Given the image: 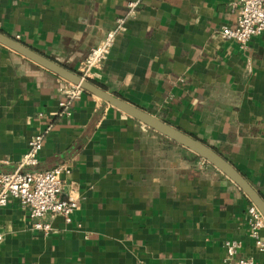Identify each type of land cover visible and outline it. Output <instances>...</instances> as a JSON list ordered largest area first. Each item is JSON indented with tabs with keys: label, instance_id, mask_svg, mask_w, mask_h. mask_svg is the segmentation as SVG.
Segmentation results:
<instances>
[{
	"label": "crops",
	"instance_id": "obj_1",
	"mask_svg": "<svg viewBox=\"0 0 264 264\" xmlns=\"http://www.w3.org/2000/svg\"><path fill=\"white\" fill-rule=\"evenodd\" d=\"M131 0H0V34L69 72L115 28ZM237 0H142L89 81L200 141L264 201V30L244 49L222 40ZM64 79L0 44V173L52 124L35 167L64 166L66 223L15 199L0 210V264H264L242 192L186 148L84 92L59 116ZM264 242V228L258 232Z\"/></svg>",
	"mask_w": 264,
	"mask_h": 264
},
{
	"label": "built area",
	"instance_id": "obj_2",
	"mask_svg": "<svg viewBox=\"0 0 264 264\" xmlns=\"http://www.w3.org/2000/svg\"><path fill=\"white\" fill-rule=\"evenodd\" d=\"M142 0H131L127 4L125 14L116 19L115 28L108 31L101 43L92 48L86 58L79 64L78 76L90 80L94 72L108 58L114 46L115 37L126 29V21L138 10ZM236 20L233 28L221 27L218 31L222 40L233 41L244 49L250 38L259 35L264 30V0H237ZM85 91L71 82L64 81L59 93L62 100L59 102V116H70L72 103L81 98ZM52 124L48 123L44 129L28 142L27 151L20 158L17 169L11 173H0V210L5 208L10 199H15L23 207L28 208L29 216L33 220L36 231L48 233L49 224L42 223L44 217L60 216L66 223L71 222V216L77 209L75 198L61 199L63 190L61 176L68 174L64 166H59L46 172L23 171L26 167H35L38 164V155L43 147ZM248 237L253 240L256 250L264 252V242L258 232L264 228V219L253 205L246 209ZM239 248L235 241H224L223 264H262L249 258H233Z\"/></svg>",
	"mask_w": 264,
	"mask_h": 264
},
{
	"label": "water",
	"instance_id": "obj_3",
	"mask_svg": "<svg viewBox=\"0 0 264 264\" xmlns=\"http://www.w3.org/2000/svg\"><path fill=\"white\" fill-rule=\"evenodd\" d=\"M0 44L45 68L46 70H49L62 79L75 85H79L85 92L94 95L128 117L143 124L145 127L157 132L158 134L196 154L198 157L206 161L208 164H210V166L224 175L228 180H230L248 199L250 204L256 208V210L264 219V201L228 162L222 159L205 144L159 120L155 116L101 90L90 83L89 80L81 79L78 74L67 71L50 60L33 52L16 40L10 39L0 34Z\"/></svg>",
	"mask_w": 264,
	"mask_h": 264
}]
</instances>
